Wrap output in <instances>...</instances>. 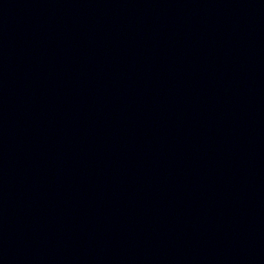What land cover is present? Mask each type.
Segmentation results:
<instances>
[{
  "label": "water",
  "instance_id": "1",
  "mask_svg": "<svg viewBox=\"0 0 264 264\" xmlns=\"http://www.w3.org/2000/svg\"><path fill=\"white\" fill-rule=\"evenodd\" d=\"M0 264H264V0H0Z\"/></svg>",
  "mask_w": 264,
  "mask_h": 264
}]
</instances>
